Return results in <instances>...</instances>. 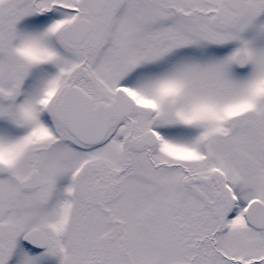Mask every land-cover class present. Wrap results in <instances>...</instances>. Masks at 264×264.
Returning <instances> with one entry per match:
<instances>
[{"label": "snow or ice", "instance_id": "obj_1", "mask_svg": "<svg viewBox=\"0 0 264 264\" xmlns=\"http://www.w3.org/2000/svg\"><path fill=\"white\" fill-rule=\"evenodd\" d=\"M0 264H264V0H0Z\"/></svg>", "mask_w": 264, "mask_h": 264}]
</instances>
